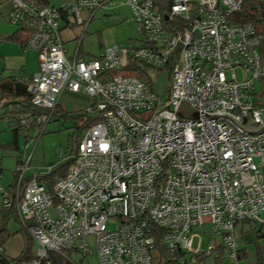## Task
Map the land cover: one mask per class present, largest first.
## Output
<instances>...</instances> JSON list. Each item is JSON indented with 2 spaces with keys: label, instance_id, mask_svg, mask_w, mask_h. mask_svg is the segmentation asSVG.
<instances>
[{
  "label": "built area",
  "instance_id": "2783aa9c",
  "mask_svg": "<svg viewBox=\"0 0 264 264\" xmlns=\"http://www.w3.org/2000/svg\"><path fill=\"white\" fill-rule=\"evenodd\" d=\"M248 2L264 0H173L166 15L153 0H125L135 38L85 62L67 57L63 20L83 25L84 12L94 17L114 0H75L62 8L10 0L9 22L29 32L27 48L39 62L31 77H14L30 100L8 122L27 145L13 184L0 185V206L18 215L38 245L34 259L21 264H41L53 253L71 263L77 253L96 256L98 264H153L156 229L172 262L184 255L177 264H194L199 255L245 264L238 225L248 221L264 234V132L248 134L205 114L242 125L264 121L256 98L264 35L238 22ZM144 65L170 68L167 101L138 75L136 66ZM66 91L90 98L82 111L94 124L75 151L73 144L68 154L59 148L56 165L27 177ZM64 163L66 175L51 189L43 177ZM207 227L203 251L192 233Z\"/></svg>",
  "mask_w": 264,
  "mask_h": 264
},
{
  "label": "crops",
  "instance_id": "0c3cea01",
  "mask_svg": "<svg viewBox=\"0 0 264 264\" xmlns=\"http://www.w3.org/2000/svg\"><path fill=\"white\" fill-rule=\"evenodd\" d=\"M74 1L75 0H47V4L49 3L56 8H62L73 3ZM10 10V0H0V17H4L9 21L8 17ZM82 17L85 20L83 25H73L72 18H65L62 23L63 39L65 42L67 57L71 60L79 59L88 62L91 59L98 57L104 48L114 44H120L117 40L121 39L122 36L127 37L128 42L134 39L136 36V24L133 20L131 9L123 3H119L117 0H114L113 5H108L106 8L99 10L94 17H90L89 12H84ZM3 24L0 25L3 26ZM2 26H0V75L3 78L13 79L15 76L21 74H26L31 77L39 70L38 53L34 50L28 49L27 46L24 47L15 42L7 41L9 37L18 32L19 28H8V30L6 29L4 31L2 30ZM5 28H7L6 25ZM263 95L264 80L258 82L256 85L257 101L259 104L264 106L262 99ZM71 96L79 101L86 102L87 104L74 110H68L64 108L62 99H64V97L71 99ZM89 104V97L66 91L61 97L59 107H62L66 112L76 113L82 111V109H84ZM6 105H8V102H3L0 98V120L1 118H5L7 120V126L9 127L8 116L13 112H16L17 109H14L15 107L12 105L6 108ZM6 130L5 124L0 121V133H4ZM13 134V141H15V132ZM20 134H22V132L19 131L17 139L18 142ZM12 143L5 142V144L9 146L12 145ZM12 148L14 151L19 150V143ZM0 166L2 168L3 161L0 162ZM15 171L12 172V177L10 180L11 182H8L9 185L6 186H11L13 184L16 178ZM36 172L38 171H34V173ZM2 177V179L5 178L3 168ZM0 231L11 234L10 238L5 242L4 245H2V255H0V258L4 257L8 260L19 258L23 254L26 248L27 240L30 236L25 231L18 215L14 211H6L2 209L1 206ZM32 243L34 254V245L36 243L33 240ZM241 253L243 261L247 260L245 264H261L264 262L263 260H258L257 263H250L248 251L243 249L241 250ZM70 258L73 262L71 264H98V259L96 256L81 257L77 253H71ZM74 258L80 261L75 262ZM203 264H219V262L209 258L206 259Z\"/></svg>",
  "mask_w": 264,
  "mask_h": 264
},
{
  "label": "rangeland",
  "instance_id": "374dc122",
  "mask_svg": "<svg viewBox=\"0 0 264 264\" xmlns=\"http://www.w3.org/2000/svg\"><path fill=\"white\" fill-rule=\"evenodd\" d=\"M117 1L119 3H124L125 0ZM0 24H3V26H0H2V30L4 31L6 29L8 30V28H17L4 17H0ZM5 25L7 28H5ZM117 41H119L120 44H126L128 43V38L122 36L121 39H118ZM142 68H144V70L148 73V76L153 83V92L163 101H167L168 98L166 91H168L171 79L170 68L167 67L163 70H159L155 67L146 65H144ZM62 100L64 104L63 107L68 110L78 109L79 107L85 106L87 104L86 102L79 101L72 96L71 99H67L64 97V99ZM0 121L5 124L7 129L4 133H0V146H2L0 147V154H3L1 155L3 161L2 168L5 174V178L2 179V177L0 179V185L6 186L9 185L8 182H11L10 180L12 177V172L16 170L18 166V160L26 151L27 142L24 134H20L18 142L19 150H12V147L14 146V131L11 127L7 126V120L5 118H1ZM81 122L82 119L65 120L63 117H55L54 120L49 124L45 136H43V139L35 149L32 161V170L27 173V176L33 175L34 171L43 172V169L56 165L60 161L57 152L59 148L63 149L65 152H67L66 154H68L74 142L73 136L76 133V129L81 124ZM5 142H11L12 145L9 146L5 144ZM29 143L30 151H32L35 145L33 142ZM110 228H113V226L110 225ZM255 229L256 227L254 224H245L244 226L240 224L238 225L236 230L239 248L240 250L244 249L248 251L250 263H257L258 260L264 261V235H259L256 232L257 230ZM258 229H260L259 226ZM192 234L198 235V237L195 238L194 244L196 245V243L201 238L203 242V251L206 250L209 242V227H207L206 229H195ZM90 243L93 244L92 238H90ZM34 246V249L36 250L38 248V245L35 244ZM74 261L79 262L80 260L74 258ZM191 262L194 263L195 261ZM244 262H247V260Z\"/></svg>",
  "mask_w": 264,
  "mask_h": 264
},
{
  "label": "trees",
  "instance_id": "16d2710c",
  "mask_svg": "<svg viewBox=\"0 0 264 264\" xmlns=\"http://www.w3.org/2000/svg\"><path fill=\"white\" fill-rule=\"evenodd\" d=\"M38 4L45 5L47 4V0H34ZM155 6L160 10L163 15L170 14V9L173 0H153ZM238 22L242 24H250L253 25L259 34L264 35V3H255V2H248L244 5V11L238 17ZM30 34L27 30L19 28L18 32L13 36L9 37L7 41L15 42L20 44L21 46H27V41ZM260 53L262 62L264 64V39L260 45ZM138 71V75L141 76L142 79L146 80L151 86H153L152 81L150 80L147 72L140 66H136ZM0 98L3 102H8L6 108L10 105L14 106V109L28 108L30 95L27 91V86L16 82L13 78H3L0 75ZM19 105V106H18ZM55 117L61 118L63 117L65 120H77L82 119L81 124L77 127L76 133L74 134V150L77 149L78 144L81 141V138L85 131L94 124V119L87 116L83 111H79L76 113H69L66 112L62 107H58ZM15 132V141L14 146L18 144V130H13ZM69 163H64L63 165L57 167L51 174L43 177V179L48 183L49 187L52 189L56 179L62 178L66 175ZM245 224H251L250 222H242V226ZM256 232L261 235L262 229H258ZM156 235V253L154 254V262L153 264H177L181 259L184 258L182 253L176 255V261L172 262L170 260V255L168 250L164 247L162 243V236L163 232L159 229L154 231ZM264 235V234H263ZM11 234L0 231V247L5 244V242L10 238ZM34 259L33 254V243L32 238L29 237L27 240L26 248L23 254L17 258L8 260L4 257L0 258L1 264H21L23 262H29ZM206 257L203 255L193 256L192 260H194V264H203L206 261ZM41 264H71L70 261L66 260L64 257L57 255V254H50L48 260L43 261ZM263 264V263H261Z\"/></svg>",
  "mask_w": 264,
  "mask_h": 264
},
{
  "label": "water",
  "instance_id": "95a60500",
  "mask_svg": "<svg viewBox=\"0 0 264 264\" xmlns=\"http://www.w3.org/2000/svg\"><path fill=\"white\" fill-rule=\"evenodd\" d=\"M165 19L167 20L168 17L165 16ZM263 102H264V95L262 97ZM192 118L197 119L198 118V113L193 112ZM212 118H226L230 121H232L235 125H237L241 130L248 134H259L261 132H264V121H260L258 123H254L251 125H242L239 122H237L235 119H233L231 116L228 115H207L205 114V119H212Z\"/></svg>",
  "mask_w": 264,
  "mask_h": 264
}]
</instances>
